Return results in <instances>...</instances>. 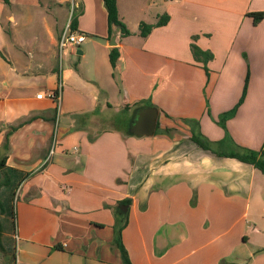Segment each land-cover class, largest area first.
<instances>
[{"label": "crops", "instance_id": "obj_1", "mask_svg": "<svg viewBox=\"0 0 264 264\" xmlns=\"http://www.w3.org/2000/svg\"><path fill=\"white\" fill-rule=\"evenodd\" d=\"M71 1L0 0V264H122L123 206L132 264H264V176L216 154L264 148V19L248 16L264 0H117L131 35L115 69L102 0L75 1L86 39L60 52ZM192 43L212 59L196 61ZM50 93L59 104L39 97ZM141 107L158 110L151 137L129 133ZM111 113L119 127L104 125Z\"/></svg>", "mask_w": 264, "mask_h": 264}, {"label": "trees", "instance_id": "obj_2", "mask_svg": "<svg viewBox=\"0 0 264 264\" xmlns=\"http://www.w3.org/2000/svg\"><path fill=\"white\" fill-rule=\"evenodd\" d=\"M102 1L104 3V7L107 12L110 36L113 32V28L115 27L119 29L121 36L127 37L131 35V32L128 30L126 25L119 18L117 0H102ZM248 16L251 17L253 19V23L257 25L264 19V12L249 13ZM168 21H169V17L167 15H162L156 24H147L142 22L139 26V35L142 37H146L151 33V31L155 27L164 26L168 23ZM70 27L73 31L77 30V18L74 16L71 20ZM191 51L196 61H203L204 63H206L208 60L212 59V54L210 52L202 51L193 43L191 45ZM109 56H110V63L112 67L115 69L117 66L118 59L120 57V51L118 47H112L110 49ZM247 82H248V78H247ZM247 82L245 84L243 94L239 103L235 106L233 110L219 117L218 124L223 128H225V122L236 114L239 106L245 100L247 94ZM191 139L199 147L206 150H211L210 143H208L202 136H199L198 134L194 133ZM224 139L225 140L229 139V136H226ZM216 154L218 156L234 158L239 160L240 162L252 165L256 170L260 171L264 176V148L257 151V150L245 149L240 147L235 151L216 153ZM2 165H4V162L1 163V166ZM8 184H9V179H7L6 185ZM128 204H130L129 200H125L120 203V205H128ZM12 213L11 216L14 218V213L13 214ZM115 217H116V225L114 231V244L120 250L122 264H132L129 253L122 242V231L128 223L127 213H123L120 210V208H117L115 211Z\"/></svg>", "mask_w": 264, "mask_h": 264}, {"label": "water", "instance_id": "obj_3", "mask_svg": "<svg viewBox=\"0 0 264 264\" xmlns=\"http://www.w3.org/2000/svg\"><path fill=\"white\" fill-rule=\"evenodd\" d=\"M120 31L118 28H113L109 45L111 47L118 46V36ZM158 110L154 107H141L136 110L130 124L129 133L134 136H147L151 137L156 132L157 128ZM123 212L127 211V207H121Z\"/></svg>", "mask_w": 264, "mask_h": 264}, {"label": "rangeland", "instance_id": "obj_4", "mask_svg": "<svg viewBox=\"0 0 264 264\" xmlns=\"http://www.w3.org/2000/svg\"><path fill=\"white\" fill-rule=\"evenodd\" d=\"M75 1L76 0H72L71 3L72 2L73 3L69 6V8L71 9V17L69 19H64V20L63 19H60V23L62 22L64 24L67 20L68 21H71L72 18H73L72 15H74V17H77L78 16L80 10H79V8H75ZM32 14L35 15V12H33ZM38 20H39L38 26L40 27V25H41V17L39 15L36 18V21L37 22H38ZM121 117H122V115H120V114L111 113L109 117H107V118L104 119V125L119 127L120 126V123H118V121L119 120H122ZM157 133H158V130H157ZM53 157L54 156H52V158ZM3 178L4 177L0 173V186L2 185V182H3L2 179ZM6 178L9 179L8 176ZM11 178H12V180H10L9 184L6 185V186H4L2 188V191H1V194L4 195L5 197H7L6 208H7V210H9V211H7L9 218L11 217V213H12L13 207L16 205V202H17V199H18V196H19V191H20L19 188L17 189L18 186H17V182L15 181L16 178L15 177H11ZM16 189H17V192H16ZM11 225H12L11 224V221L8 220V230L9 231L11 229Z\"/></svg>", "mask_w": 264, "mask_h": 264}, {"label": "built area", "instance_id": "obj_5", "mask_svg": "<svg viewBox=\"0 0 264 264\" xmlns=\"http://www.w3.org/2000/svg\"><path fill=\"white\" fill-rule=\"evenodd\" d=\"M86 39V35L84 33L78 32V31H73L70 27V23L65 27L63 32L61 33L59 39H58V48L60 52L63 50H66L70 47H77L80 46ZM39 97H48L55 99L58 104L60 102V97L58 93H50L48 95L46 94H40ZM55 152V145H52V148L49 152L48 157L46 158L44 164L46 165L50 160L52 159V156L54 155Z\"/></svg>", "mask_w": 264, "mask_h": 264}]
</instances>
